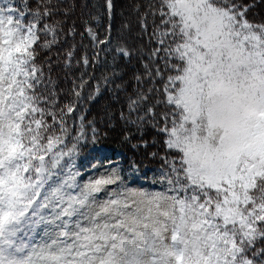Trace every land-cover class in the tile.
Here are the masks:
<instances>
[{
    "label": "snow or ice",
    "instance_id": "1",
    "mask_svg": "<svg viewBox=\"0 0 264 264\" xmlns=\"http://www.w3.org/2000/svg\"><path fill=\"white\" fill-rule=\"evenodd\" d=\"M143 9L139 45L111 26L70 33L82 40L60 67L79 75L61 94L38 60L59 46V4L0 0V264H264V20L242 0ZM85 89L110 90L125 126L156 133V183L99 153L77 165L101 135L73 116Z\"/></svg>",
    "mask_w": 264,
    "mask_h": 264
},
{
    "label": "trees",
    "instance_id": "2",
    "mask_svg": "<svg viewBox=\"0 0 264 264\" xmlns=\"http://www.w3.org/2000/svg\"><path fill=\"white\" fill-rule=\"evenodd\" d=\"M140 1L142 0H111L115 9L107 12L100 10L96 5V1L93 0H53V2L59 4V14L54 19L64 26L63 35L58 37L59 46L52 47L51 51L44 50L39 52L38 60L41 63H51V67L54 69L52 80L61 86V94L71 86L69 83L70 79L74 78V75H79V73H70L66 77L64 70L60 67L64 63L63 55L68 50V47H78L82 40L80 35H76L75 39H73L70 33L73 31L82 33L84 31L83 25L87 23L88 26L95 28L101 37H103L105 29L111 26V35L114 40L127 41L129 45H139L141 43V21L139 17L144 14L143 4L139 3ZM242 2L248 5L250 18L256 21L264 20V0H242ZM127 3L141 10V13L139 16H135L137 18L136 22L127 23V26L124 28L125 30L121 32L117 28V24L121 22L120 14L123 15V12L118 10L119 4ZM74 25L75 28L73 27ZM65 38L68 41L67 45L64 43ZM83 43L87 45L88 40L83 39ZM134 67H137L135 60L132 61L131 65L120 69L121 74L127 73L126 84L131 80V70ZM93 83H99V81ZM90 91L92 90L85 89L81 93L77 112L73 113V116H83L85 123L91 122L96 125L101 135L97 137L95 143L120 145L125 152L124 159L127 160V164L136 162L139 164L160 165V157L164 155V152L161 150L160 139L156 133L147 128H143L137 132L136 128L125 126L119 118L122 104L110 90L103 91L102 95L95 98L89 96ZM64 102L66 101H61V103ZM69 124L78 126L80 121L69 119ZM126 137H130L131 139L127 140ZM95 143L89 142L86 146H91ZM142 144H147V147L140 146ZM134 145L137 147L134 148ZM151 153H158L159 155L153 158L150 155Z\"/></svg>",
    "mask_w": 264,
    "mask_h": 264
},
{
    "label": "rangeland",
    "instance_id": "3",
    "mask_svg": "<svg viewBox=\"0 0 264 264\" xmlns=\"http://www.w3.org/2000/svg\"><path fill=\"white\" fill-rule=\"evenodd\" d=\"M93 1H96V5L100 10L111 12L115 9L113 2H111L112 7L109 9L107 7L106 0ZM145 2L146 0H142L139 3L144 4ZM33 7H35L34 4ZM118 10L123 12V15L120 14L121 25L117 24V28L121 30V32L125 30L124 28L127 26V23L136 22L137 18L135 16H139L141 13V10L132 7V4L130 3L119 4ZM83 146L84 145H81L79 159L77 160L78 166H80L82 170L87 171V165L90 163L92 157L99 153L103 156L110 157L113 161H118L122 165V174L126 176L128 182H135L137 185H144L146 188L156 183L161 164L147 165L145 163L139 164L135 162L139 167V171H133L129 168L131 163H126L127 160L124 159L125 152L120 145H104L101 143H96L86 148H83Z\"/></svg>",
    "mask_w": 264,
    "mask_h": 264
}]
</instances>
